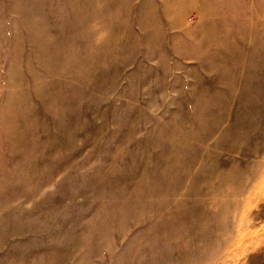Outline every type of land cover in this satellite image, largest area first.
I'll list each match as a JSON object with an SVG mask.
<instances>
[{"label":"rangeland","instance_id":"rangeland-1","mask_svg":"<svg viewBox=\"0 0 264 264\" xmlns=\"http://www.w3.org/2000/svg\"><path fill=\"white\" fill-rule=\"evenodd\" d=\"M0 264H264V0H0Z\"/></svg>","mask_w":264,"mask_h":264}]
</instances>
